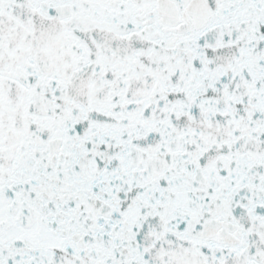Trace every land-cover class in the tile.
<instances>
[{"label": "snow or ice", "instance_id": "obj_1", "mask_svg": "<svg viewBox=\"0 0 264 264\" xmlns=\"http://www.w3.org/2000/svg\"><path fill=\"white\" fill-rule=\"evenodd\" d=\"M0 264H264V0H0Z\"/></svg>", "mask_w": 264, "mask_h": 264}]
</instances>
